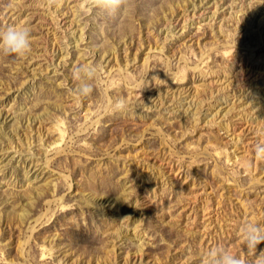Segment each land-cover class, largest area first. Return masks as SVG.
I'll list each match as a JSON object with an SVG mask.
<instances>
[{"label": "rangeland", "instance_id": "1", "mask_svg": "<svg viewBox=\"0 0 264 264\" xmlns=\"http://www.w3.org/2000/svg\"><path fill=\"white\" fill-rule=\"evenodd\" d=\"M14 25L33 39L0 51V264H202L217 245L259 264L239 228H264V0H0Z\"/></svg>", "mask_w": 264, "mask_h": 264}, {"label": "clouds", "instance_id": "2", "mask_svg": "<svg viewBox=\"0 0 264 264\" xmlns=\"http://www.w3.org/2000/svg\"><path fill=\"white\" fill-rule=\"evenodd\" d=\"M92 2L111 14L118 11L125 0H92ZM32 39L31 29L28 26L8 27L0 32V51L5 55L24 58L32 52ZM96 74L95 66L90 64H83L74 69L73 78L78 82L74 93L84 97L90 95L94 89ZM114 107L117 111L123 112L126 108L125 99L122 97L117 99ZM255 155L259 159H264V144L255 145ZM239 232L249 250L256 252L257 246L264 243V228L259 225L249 222L242 223ZM257 260L259 264H264V251L257 256ZM202 264H242V261L227 248L217 245L208 250Z\"/></svg>", "mask_w": 264, "mask_h": 264}]
</instances>
